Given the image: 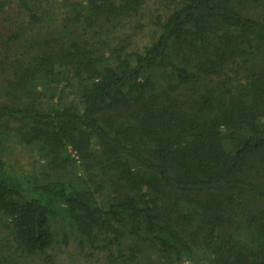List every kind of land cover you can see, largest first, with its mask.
I'll list each match as a JSON object with an SVG mask.
<instances>
[{"label":"trees","instance_id":"obj_1","mask_svg":"<svg viewBox=\"0 0 264 264\" xmlns=\"http://www.w3.org/2000/svg\"><path fill=\"white\" fill-rule=\"evenodd\" d=\"M0 17V126L47 167L19 177L0 128L21 264L67 228L106 264H264V0H0Z\"/></svg>","mask_w":264,"mask_h":264},{"label":"rangeland","instance_id":"obj_2","mask_svg":"<svg viewBox=\"0 0 264 264\" xmlns=\"http://www.w3.org/2000/svg\"><path fill=\"white\" fill-rule=\"evenodd\" d=\"M13 30L14 24L6 21L4 17H0V36H6ZM44 32L45 30H43L42 33ZM47 34L48 33H44L43 35ZM5 81L6 80L0 76V99L6 101L10 100L11 102L14 100L12 96H6L4 94ZM7 126L9 130H7ZM7 126H0L2 130L9 132L7 139L2 140L0 138V140L4 142V159L7 166L11 170L18 172L16 174L19 177L39 180L43 172H46L47 167L45 166L44 170L42 167L43 163L36 150L16 143V138L13 135L15 124L8 123ZM73 156H75V154H73ZM34 158H36L37 161H35ZM80 172L81 169L77 168V173L79 174ZM66 232L68 235L67 243L62 244L59 242L53 249L48 250L47 253L52 256L51 258L46 260L45 255L36 256L31 258L30 262L26 264H106L104 252L96 251L91 245L85 244L84 241L80 243V238L75 230L67 228ZM6 235L7 231L4 230L0 223V264H21V260L11 252L12 248L10 247H12V245L9 244ZM2 260L5 262H1ZM184 264L190 263L186 262Z\"/></svg>","mask_w":264,"mask_h":264}]
</instances>
